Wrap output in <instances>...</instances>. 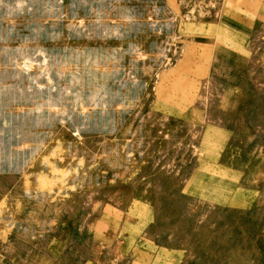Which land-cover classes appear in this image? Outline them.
<instances>
[{"label":"rangeland","instance_id":"1","mask_svg":"<svg viewBox=\"0 0 264 264\" xmlns=\"http://www.w3.org/2000/svg\"><path fill=\"white\" fill-rule=\"evenodd\" d=\"M108 224L264 264V0H0V264L137 262Z\"/></svg>","mask_w":264,"mask_h":264},{"label":"crops","instance_id":"2","mask_svg":"<svg viewBox=\"0 0 264 264\" xmlns=\"http://www.w3.org/2000/svg\"><path fill=\"white\" fill-rule=\"evenodd\" d=\"M133 215H128L126 214V212L123 214V216L121 217V228L125 226L126 229L129 228L128 232L131 233V236L133 237L134 234L137 232L136 230H144V226L143 224H141V221L140 218L137 219L136 217H132ZM137 219V220H136ZM150 221L149 217L148 219H146V224H148ZM108 222V221H106ZM131 222V223H130ZM124 225V226H123ZM143 226V227H142ZM106 230H102L101 232L99 231V228L96 227V225L92 226V229L90 230V234H91V237L94 238L97 242L100 241V239L104 242H106V246L107 248L110 250L114 249V252L116 253V258H113L114 260H120L122 259L123 257L125 258V254L126 253H134V254H139V255H135L136 258L135 260L137 262H133L132 264H153L154 261L156 260L157 258V252L158 250L155 251V257L153 254H150L148 252H146V250H142V248H145L144 246L140 245V244H136V241H134L132 239V237H130V233H124V237L127 240V243H132L133 246H128V247H123V244H119V242H116L114 243V241L117 239L116 237L119 236L120 234V228L117 229V231H115L114 229L113 230H110V225L108 224ZM124 228V232H126L127 230ZM150 240H147V245L151 246L150 244ZM142 243V242H140ZM134 246H137V248ZM152 247V246H151ZM115 255V254H114ZM133 255V254H132ZM98 258L99 256H94V257H91L89 259H86V260H83V262H81V264H100L99 261H98ZM139 258H142V260H139ZM134 260V261H135ZM133 261V260H132ZM128 264H131L130 263V260H129V263Z\"/></svg>","mask_w":264,"mask_h":264}]
</instances>
